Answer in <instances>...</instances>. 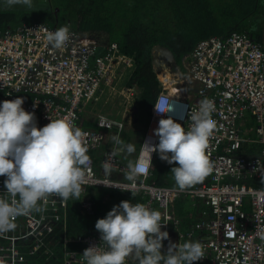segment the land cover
<instances>
[{"label": "built area", "instance_id": "1", "mask_svg": "<svg viewBox=\"0 0 264 264\" xmlns=\"http://www.w3.org/2000/svg\"><path fill=\"white\" fill-rule=\"evenodd\" d=\"M56 28L34 22L0 31V101L23 96V107L35 112L37 126L70 114L82 130L87 151L99 152L89 156L81 192L105 190L106 199L115 192L142 195L147 206L162 213V230L169 233L163 239L162 252L167 251L170 241L182 244L198 240L205 248V257L192 264H264V241L255 235L257 216L264 219L263 44L233 31L199 40L179 63L170 58L165 65L154 53L160 92L151 105L150 120L134 160L149 166L147 175L139 177L130 191V182L123 175L128 169L122 152L113 159L110 156L118 147L111 137L118 134L121 138L125 116L100 112L89 118L85 113L105 88L116 87L121 80V91L128 101L139 96L136 86L126 85L134 59L116 42L100 44L73 29H69L65 46L54 49L46 33ZM204 98L212 99L215 105L212 115L217 126L207 150L213 171L183 191L152 183L156 155L152 150L158 143L153 130L159 119L171 116L188 130L190 115ZM158 102L172 110L158 113L154 107ZM87 122H94L95 127ZM109 143L112 145L103 149ZM106 159L111 161L110 173L103 167ZM251 178L262 184L250 185L247 181ZM4 179L0 175V196L6 195ZM103 182L118 183L121 189ZM69 199L51 194L43 212L17 216L15 229L0 234V264H82L84 248L99 244L100 233L68 234ZM178 201L197 209L198 216L190 214L187 225L179 215ZM82 208L93 213L92 200L84 199ZM71 243L81 247L71 249Z\"/></svg>", "mask_w": 264, "mask_h": 264}, {"label": "clouds", "instance_id": "2", "mask_svg": "<svg viewBox=\"0 0 264 264\" xmlns=\"http://www.w3.org/2000/svg\"><path fill=\"white\" fill-rule=\"evenodd\" d=\"M0 3L36 9L34 0H0ZM46 39L54 49H62L70 39V30L62 25L47 31ZM23 103V96L0 101V175L5 177L6 189L3 191L6 195L0 196V234L15 229L17 216L43 212L49 195L56 194L64 200L79 197L86 183L88 146L74 118L70 114L50 118L47 124L37 126L35 112L26 110ZM154 107L158 113L172 110L163 102ZM214 111L213 100L204 98L199 108L192 111L188 130L171 116L161 117L153 130L158 143L152 151H158L160 158L169 164L176 162L171 172L181 191L213 171L207 150L217 126ZM111 139L118 146L110 153L112 159L119 152L131 154L136 150L134 144L125 143L118 134ZM148 166L127 161L128 170L123 173L130 182L127 190L131 191L138 178L147 175ZM103 167L110 173L111 161L106 159ZM104 184L121 189L118 183ZM257 221L255 235L264 241V219L257 216ZM163 224L159 209L143 202L121 200L96 220L101 242L84 248L82 264H192L205 257V248L198 240L182 244L170 241L167 251L162 252L163 239L169 236L167 230H162Z\"/></svg>", "mask_w": 264, "mask_h": 264}, {"label": "trees", "instance_id": "3", "mask_svg": "<svg viewBox=\"0 0 264 264\" xmlns=\"http://www.w3.org/2000/svg\"><path fill=\"white\" fill-rule=\"evenodd\" d=\"M48 1L45 6L39 4L33 10L20 5L9 7L0 3V31L43 22L49 26H67L100 44L116 42L123 53L134 59V69L126 85L136 86L140 90L138 99L146 115L142 117L146 124L144 133L150 120L151 105L160 92L153 65L155 48H167L179 63L199 40L212 35L225 36L233 31L246 33L264 46L263 23L259 17L260 12L264 10V0ZM96 32L106 34V40L99 39ZM86 125L95 127L94 122H87ZM141 134L134 132L133 135L126 129L122 133L121 139L136 147L135 153H121L124 161L135 160L142 142L135 139ZM110 146L111 144H108L103 149ZM245 146L246 144L242 148ZM252 146L251 151H254L255 145ZM98 153L88 152V155L98 156ZM173 164L161 159L156 151L150 181L158 186H176L171 172ZM247 182L254 186L262 184L254 178ZM106 193L105 190L88 188L86 192H81L79 197H70L68 234L76 236L94 233L97 231L96 220L105 216L113 205L121 200L128 199L133 203L145 201V198L136 192H115L109 199H106ZM84 199L92 200L93 213L83 211ZM177 205L179 215L187 225L191 222L188 209L193 212L197 209L188 207L185 201H178ZM80 247L79 244L71 243L69 248Z\"/></svg>", "mask_w": 264, "mask_h": 264}, {"label": "rangeland", "instance_id": "4", "mask_svg": "<svg viewBox=\"0 0 264 264\" xmlns=\"http://www.w3.org/2000/svg\"><path fill=\"white\" fill-rule=\"evenodd\" d=\"M49 2L48 0H34L35 6L42 5L45 6V3ZM20 7H25L20 5ZM37 8V7H36ZM260 20L262 24V40L264 41V10H262L259 14ZM91 35V34H89ZM106 34L103 32H96V36H98L101 40H106ZM93 37V35H91ZM158 48H155L154 53L156 54ZM124 83V80H121L118 85L115 87H107L104 92H102L99 97L93 100L89 106L87 107V112L85 113L89 118H92L96 114L103 112L108 113L113 116H125L126 120V130L133 133L141 132L142 134L135 141H142L144 130L146 124L143 122L142 117H145L144 107L140 103L138 99L139 96L135 95V98L132 99L130 97L129 101L123 96L121 91V84ZM137 88V87H136ZM140 95V90L137 88ZM134 107V111L131 112V108ZM136 126L135 129H132ZM137 130V131H136ZM136 148V147H135ZM136 151V150H135ZM134 151V153H135ZM128 154V153H126ZM132 154V153H131ZM134 155V154H133Z\"/></svg>", "mask_w": 264, "mask_h": 264}, {"label": "bare ground", "instance_id": "5", "mask_svg": "<svg viewBox=\"0 0 264 264\" xmlns=\"http://www.w3.org/2000/svg\"><path fill=\"white\" fill-rule=\"evenodd\" d=\"M157 52H158V57H156V58H158V59H159V58H163L164 53L167 55V57H164V63H165V65H167L168 62H169L168 57H171V54L168 53L166 50H164V49H162V48H159V47H158V49H157V51H156L155 56L157 55Z\"/></svg>", "mask_w": 264, "mask_h": 264}, {"label": "crops", "instance_id": "6", "mask_svg": "<svg viewBox=\"0 0 264 264\" xmlns=\"http://www.w3.org/2000/svg\"><path fill=\"white\" fill-rule=\"evenodd\" d=\"M154 55V54H153ZM156 57H158V52H157V55H156ZM164 57H166V56H163V58H160V60H162V62L164 61ZM170 59V57H168V60ZM128 82V81H127ZM134 111V107H132L131 108V112H133ZM136 128V126L134 127V128H132V129H135ZM137 131V130H136ZM131 133V132H130ZM144 136V135H143ZM109 144H111V143H109ZM112 145V144H111ZM141 146V145H140ZM140 150V149H139ZM187 209V208H186ZM188 213H189V215L190 214H192V216L194 217V218H196L197 216H198V214H196V212L193 214V210H190V209H188ZM192 216H190V218L192 217ZM192 219V218H191Z\"/></svg>", "mask_w": 264, "mask_h": 264}, {"label": "water", "instance_id": "7", "mask_svg": "<svg viewBox=\"0 0 264 264\" xmlns=\"http://www.w3.org/2000/svg\"><path fill=\"white\" fill-rule=\"evenodd\" d=\"M159 48H162V47H159ZM162 49H164V50H166L168 53H170L171 54V57L170 58H172V59H174L175 57L173 56V54L167 49V48H162ZM164 56H166L167 57V55L164 53Z\"/></svg>", "mask_w": 264, "mask_h": 264}, {"label": "flooded vegetation", "instance_id": "8", "mask_svg": "<svg viewBox=\"0 0 264 264\" xmlns=\"http://www.w3.org/2000/svg\"><path fill=\"white\" fill-rule=\"evenodd\" d=\"M173 60H176L175 58Z\"/></svg>", "mask_w": 264, "mask_h": 264}]
</instances>
